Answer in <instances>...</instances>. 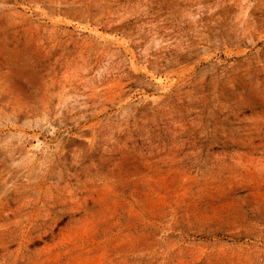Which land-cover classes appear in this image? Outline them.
<instances>
[{
  "label": "rangeland",
  "instance_id": "1",
  "mask_svg": "<svg viewBox=\"0 0 264 264\" xmlns=\"http://www.w3.org/2000/svg\"><path fill=\"white\" fill-rule=\"evenodd\" d=\"M0 264H264V0H0Z\"/></svg>",
  "mask_w": 264,
  "mask_h": 264
}]
</instances>
